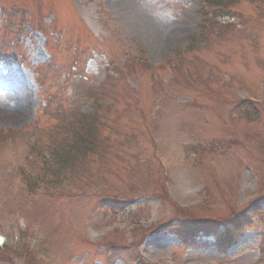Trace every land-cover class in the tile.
<instances>
[{
    "label": "rangeland",
    "instance_id": "rangeland-1",
    "mask_svg": "<svg viewBox=\"0 0 264 264\" xmlns=\"http://www.w3.org/2000/svg\"><path fill=\"white\" fill-rule=\"evenodd\" d=\"M0 5L12 9L16 18L2 22L0 7L1 49L19 59L0 63V130L24 135L0 143V232L12 246L0 249L5 253L0 264L28 263L22 250L28 234L49 264H110V251L97 244L138 239L148 264H261L264 0H241L230 8L237 19L226 13L215 19L237 25L228 30L205 24L201 0H0ZM40 16L46 35L23 31V26L31 30ZM162 23L165 35H172L167 44L158 38ZM193 39V51L175 59ZM141 56L155 68L173 63L155 72L133 67L131 74L130 66ZM110 70L122 71L124 77H108ZM248 86L258 95L254 99L262 100L261 122L237 108ZM47 110H55L52 118ZM93 110L100 142L78 159L72 179L64 174L63 185L49 190L74 195L85 189L89 196L33 203L21 173L32 166L28 145L35 138L44 141L54 126L68 130L73 123L70 130L53 134V142L57 138L60 143L78 129L81 115ZM11 116L14 121L8 120ZM34 122L40 128L31 127ZM220 140L233 145L214 144ZM47 141L50 146L52 140ZM196 144L198 148L188 150ZM208 147L210 152L201 156V148ZM156 159L170 182L171 203L192 210L201 223L198 232L212 224L200 221L202 217H224L230 207L243 210L257 201L263 214L227 255L214 238L200 235L184 246L165 230L147 231L174 216L156 195L165 193ZM132 189L143 192L145 200L137 199L117 217L99 209L98 195L127 200L135 194Z\"/></svg>",
    "mask_w": 264,
    "mask_h": 264
},
{
    "label": "trees",
    "instance_id": "trees-1",
    "mask_svg": "<svg viewBox=\"0 0 264 264\" xmlns=\"http://www.w3.org/2000/svg\"><path fill=\"white\" fill-rule=\"evenodd\" d=\"M217 1H219L220 2V0H217ZM70 152V151H69ZM68 151H66V153L64 154V153H56L55 155H54V160L56 161V163H62L63 162V164H67L69 161H70V158L72 159V155H71V157H70V154L71 153H69ZM104 207V206H103ZM113 208H118V206H116V205H114L113 207H110V210L112 211V212H117L118 210H113ZM239 221H249V218H248V216L247 215H245V216H243V217H241L240 219H239ZM179 225L181 226V225H183V224H181V223H179ZM239 225V224H238ZM238 225H235L234 227H236V226H238ZM229 239H231V232H229V234H228V236L226 237V240H229Z\"/></svg>",
    "mask_w": 264,
    "mask_h": 264
},
{
    "label": "bare ground",
    "instance_id": "bare-ground-1",
    "mask_svg": "<svg viewBox=\"0 0 264 264\" xmlns=\"http://www.w3.org/2000/svg\"><path fill=\"white\" fill-rule=\"evenodd\" d=\"M162 30H159V33L161 34V37L159 36H157L160 40H161V42H163V43H165V44H167L168 42H171L170 41V39L172 38V35H169V34H167V35H165V33H166V30H165V26H164V24L162 23ZM160 27V26H159ZM159 29V28H158ZM161 31V32H160ZM169 33V32H168ZM163 38V39H162ZM174 38H175V36H174ZM17 113V111H15V113L13 114V116L15 115ZM8 120L9 121H14L15 119L14 118H12V116H11V118H8ZM153 244H156V243H153Z\"/></svg>",
    "mask_w": 264,
    "mask_h": 264
}]
</instances>
